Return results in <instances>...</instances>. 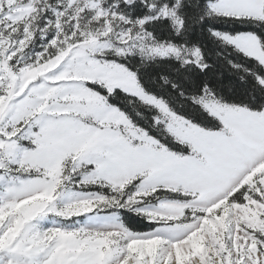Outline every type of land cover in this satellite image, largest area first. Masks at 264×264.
Segmentation results:
<instances>
[{
  "label": "rangeland",
  "instance_id": "374dc122",
  "mask_svg": "<svg viewBox=\"0 0 264 264\" xmlns=\"http://www.w3.org/2000/svg\"><path fill=\"white\" fill-rule=\"evenodd\" d=\"M46 1L0 0V112L19 97V102L35 124L47 129L46 142L57 144L73 134H82L92 126L94 109L100 102L101 94L89 84L103 88L125 85L136 92L135 95L128 94L136 97L143 92V88H137L134 73L109 59V56L159 58V52L174 43L155 40L141 26L152 18L166 16L179 31L181 19L176 13V6L180 0H175L173 6L162 4L155 7L151 4L149 14L135 22L126 21L117 12L121 1L130 0H57L56 5L48 7L56 13L55 34L62 31L61 24L70 26V22L74 23L73 31L79 29L80 21L97 22L89 27L90 35H81L84 43L66 46L55 56L41 58L40 54L33 55L26 46L30 37L29 18L37 5L46 7ZM20 27L22 37L19 38ZM56 36L52 37V44ZM179 46L184 56L195 48ZM21 93L24 95L21 96ZM221 114L228 121L227 135H217L213 130L186 121L174 112L166 113L160 125L174 141L178 140L183 146L191 145L195 152H202L208 146V141L226 140L228 135H239V131L231 126L232 111L221 109ZM113 117L118 122V128L123 125L120 131L125 137L139 135L141 139L138 143L144 146L158 142L141 128L134 129L123 113H113ZM245 138L249 143H254L251 136ZM192 154L189 152L185 155ZM16 175L12 173L4 182H0V224L8 221V227L15 229L12 232L6 230L0 236V248L7 247L21 235L25 225L30 224L38 230L39 239H33L34 244L48 241L53 245L54 251L48 257L51 264H79L80 251L88 246L100 258L116 242L127 247L130 255L134 254L130 261L125 257L128 264H152L153 261L156 264H264V159L242 170L228 171L227 179L219 184L213 181L202 185L195 196L190 194L187 180L181 179L188 175L183 169L177 170L173 177L162 180L138 173L112 182L79 184L70 178L71 173L62 174L59 170H53L41 178L37 192L29 194L26 199L19 197L17 205L11 202V198L17 194L10 191L19 186ZM136 175H140L141 180L134 190L125 189L136 179ZM243 184L248 185L247 196L241 203H229L227 196ZM90 186H98L99 189L109 186L111 191L105 195L98 190L87 189ZM158 188L189 194L182 200L161 198L142 204L141 196H147ZM210 192L215 194L210 195ZM194 200L201 203L194 204ZM171 203L191 210L190 215L181 221L191 223L190 231L160 232L151 238L123 240L121 235H112L113 229L90 219L95 215H112L123 224L119 210L124 209L163 221L182 212V208L166 206ZM98 204L111 206L93 212L92 209ZM81 229H102L105 235L103 239H90L87 235L80 239L78 233Z\"/></svg>",
  "mask_w": 264,
  "mask_h": 264
},
{
  "label": "snow or ice",
  "instance_id": "6c2138e0",
  "mask_svg": "<svg viewBox=\"0 0 264 264\" xmlns=\"http://www.w3.org/2000/svg\"><path fill=\"white\" fill-rule=\"evenodd\" d=\"M225 6L240 8L242 14L222 16L220 10ZM206 8L209 18L210 16L235 18L250 21L255 28L264 26V15L261 14L264 13V0H208ZM211 35L222 38L247 58L254 59L260 68H264V55L249 52L239 43L240 37L247 35L260 41V48L264 51V39L257 32L232 36L218 30H211ZM159 57L175 58L180 62L181 68L195 65L203 72L208 67L202 50L198 46L191 49L189 55L184 56L181 46L169 44L164 51L159 52ZM125 67L130 73L134 72L130 66L125 65ZM248 71L254 74L256 82L264 88V72H254L253 69ZM134 75L137 88H142L138 75ZM172 86L177 87L175 82H172ZM109 88L102 87L100 90L102 95L94 109L95 118L92 126L82 134L69 136L63 143L46 142L44 137L47 129L35 124L34 119L30 118L25 107L19 102V97L15 102H11L7 109L0 112V182H4L12 173H16L15 179L19 180V186L10 190L17 194L11 198V202L18 205L19 197L23 196L26 199L29 194L37 192L41 178L46 177L53 170H59L62 174L71 173L70 178L79 184L80 182H112L138 173H145L154 180H162L173 177L177 170L183 169L188 175L181 179L187 180L190 185V194L195 196L196 190L202 185L211 184L213 181L219 184L227 179L228 171L242 170L264 159V103L259 106H249L225 100L217 97L210 86L204 83L199 93L192 94L190 99L194 104L199 105L208 117L215 120L216 125L213 126L209 121L200 122V125L211 128L217 135H227L228 121L221 114V109L232 111L231 126L239 131V135H228L226 140L208 141V146L202 152H195L189 145L185 147L184 153L192 152V155L184 153L177 155L173 150L179 144L178 140L172 144L167 141H158L151 146H144L138 143L141 139L139 135L134 138L125 137L120 131L123 125L117 127L118 122L114 119L113 113H123L124 117L131 121L134 129H139L141 126L119 106L109 103L108 97L118 95L117 89L134 95L136 92L125 85H109ZM181 94H184L183 91ZM23 95L24 93H21V96ZM137 97L143 103L157 109V114L153 117L156 126L163 122L161 118L166 113L175 112L163 97L149 93L146 89ZM183 118L186 121L196 122L195 117L183 115ZM143 130L148 132L146 128ZM247 136H251L254 143H249L245 138ZM153 140H155L154 136ZM140 180L141 176L136 175L132 183L138 184ZM160 190L157 189V191ZM236 195L239 193L234 194L230 199ZM193 203L200 204L201 201L194 200ZM108 206L111 205L98 204L92 211L104 210ZM166 206L182 208V212L170 218L166 217L163 221L149 218L150 222H163L165 226L146 233L131 232L112 215H95L90 219L99 222L103 227L113 229L112 235H121L123 240L151 238L160 232L190 231L191 223L181 221L185 220V216L190 215L191 210L177 203ZM169 221L172 223L169 224ZM6 230L15 231L14 228L8 227V221L0 224V236H3ZM37 233L38 230L33 226L25 225L21 235H18L7 247L0 248V264H9V262L11 264H51L48 257L54 251L53 245L48 241L40 245L34 244L33 239H39ZM85 235L90 239L97 237L103 239L105 233L102 229L91 231L81 229L78 233L80 239H83ZM129 253L130 250L127 247L116 242L114 247L104 252L102 257L97 258L88 246L81 249L79 264H128L125 257L130 261L134 256ZM152 264L156 262L153 261Z\"/></svg>",
  "mask_w": 264,
  "mask_h": 264
},
{
  "label": "trees",
  "instance_id": "16d2710c",
  "mask_svg": "<svg viewBox=\"0 0 264 264\" xmlns=\"http://www.w3.org/2000/svg\"><path fill=\"white\" fill-rule=\"evenodd\" d=\"M56 2L57 0H47L44 3L46 6L44 8L37 5L29 18L30 37L26 47L33 55L40 54L41 58L55 56L66 46L74 47L84 43L81 35H90L89 27L97 22L96 20H87L86 23L80 21L78 25L80 30L75 29L73 31L74 23L70 22V26L61 24L62 31L55 34L56 13L48 7L56 5ZM207 2L208 0H180L178 2L176 13L181 19L182 31L181 28L176 31L170 19L163 17L152 18L141 26L157 41H167L186 47H200L204 60L208 64L203 72L195 65L181 68L180 62L175 58L144 59L138 55H112L109 56V59H113L124 66H130L134 71L133 73L138 75L142 88L149 93L163 97L175 111L174 113L180 116L195 117L196 122L192 123L212 130L206 126H201L200 122L209 121L215 126L216 121L208 117V114L199 105L192 102L191 95L199 93L203 84L207 83L219 98L249 106H259L264 103V88L260 87L254 78V74H250L248 69H253L254 72H264V68H260L254 59L247 58L232 45L212 36L211 30H218L231 35L255 31L264 39V26L255 28L250 21L235 18H218L217 16H210L209 18L207 17L209 15L206 8ZM151 4L155 7H160L162 4L173 6L175 0L121 1L117 12L124 16L126 21L135 22L149 14ZM86 16L89 14L86 13ZM99 21L103 20L100 19ZM19 31L20 38L22 37V27ZM70 32L71 35H69ZM55 35H57L56 40L52 44V37ZM172 82L176 83V88H173ZM89 87L102 95L100 91L102 87L94 84H89ZM182 91L183 95L181 94ZM117 93L118 95L108 97L109 103L119 106L141 126L142 130L146 128L147 133L152 137L154 136L158 141H167L169 144L175 143L161 125L156 126L154 124L153 117L157 114V109L143 103L134 95L124 93L119 89H117ZM185 147L178 144L173 151L184 153ZM135 185L129 183L125 189L132 188L134 190ZM247 187V184L241 185L230 193L226 200L229 203H241L248 194L246 192ZM87 189H95L105 195L111 191L109 186L103 189H99L98 186H90ZM236 193L239 195L230 199ZM141 197L143 199L142 204H145L161 198L182 200L186 199L187 196L172 190L161 189L157 191L156 189L147 196ZM119 212L123 224L131 231H150L164 224L163 222H150L148 216L131 210L120 209Z\"/></svg>",
  "mask_w": 264,
  "mask_h": 264
},
{
  "label": "crops",
  "instance_id": "0c3cea01",
  "mask_svg": "<svg viewBox=\"0 0 264 264\" xmlns=\"http://www.w3.org/2000/svg\"><path fill=\"white\" fill-rule=\"evenodd\" d=\"M220 14H223V15L242 14V9L236 8V7L225 6L223 9L220 10ZM261 14L264 15V13H261ZM240 34H245V33H237V34H233L232 36H236ZM220 39L223 40L222 38ZM239 43L242 45L244 49H247L249 52H252L256 55H264V51H262L260 48V41L256 40L253 37H250L247 35L241 36Z\"/></svg>",
  "mask_w": 264,
  "mask_h": 264
}]
</instances>
